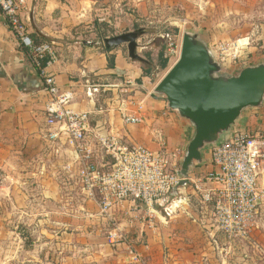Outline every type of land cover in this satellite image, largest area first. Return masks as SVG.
Masks as SVG:
<instances>
[{
	"label": "crops",
	"instance_id": "0c3cea01",
	"mask_svg": "<svg viewBox=\"0 0 264 264\" xmlns=\"http://www.w3.org/2000/svg\"><path fill=\"white\" fill-rule=\"evenodd\" d=\"M130 2L25 0L20 13L33 44H53L56 60L45 71L61 92L72 93L69 109L90 113L86 144L100 168L109 158L97 136L117 134L129 144L158 151L156 131L162 132L171 150H186L194 133L162 97L152 98L168 67L161 70L159 53H151V42L158 36L147 31L144 21L177 3L133 0L134 10ZM129 32L139 35L137 54L142 62L132 61L125 46L104 47L105 38ZM250 66L239 61L230 76ZM88 80L97 90L91 97ZM125 80L136 85L132 104L125 109L143 117L141 125H125L113 101ZM43 89L26 48L0 12V220L12 225L0 226V234L8 236L9 264H264V216L254 237L257 246L231 243L214 227L210 207H199L193 198L166 224L154 220L152 226L136 219L131 204L118 206L113 215L127 244L108 245L107 221L76 182L78 164L71 148L64 137L55 144L45 138ZM234 131L263 134L264 101L260 107L245 109L220 140ZM201 156L192 176L212 170L209 147ZM259 186L264 191V172Z\"/></svg>",
	"mask_w": 264,
	"mask_h": 264
},
{
	"label": "built area",
	"instance_id": "2783aa9c",
	"mask_svg": "<svg viewBox=\"0 0 264 264\" xmlns=\"http://www.w3.org/2000/svg\"><path fill=\"white\" fill-rule=\"evenodd\" d=\"M24 4L25 0H0V12L9 30L26 48L28 58L43 82L47 98L45 138L55 144L64 137L71 148L78 164L76 182L82 194L97 204L107 221L108 245L127 244V237L113 215L118 206L131 204L136 219L152 226L154 220L166 224L183 211L184 206H189L193 198L199 207H210L214 227L229 242L257 246L254 237L264 216V191L259 186L264 172V133L234 131L209 146L212 170L200 176L189 173L188 185L183 188H178V184L185 149H169L161 131L155 132L158 151L129 144L117 134L97 136L99 146L109 158L100 168L86 144L90 113L77 114L70 110L72 93L61 92L54 77L45 71L56 60V53L53 44L35 45L28 38L20 18ZM180 46L181 42L169 38L163 55L168 69L179 59ZM223 66L225 64L220 65L221 71ZM86 85L92 89L87 92L88 97L97 92L89 80ZM135 86L125 80L113 98L125 125L144 123L143 117L125 109L132 104L131 93ZM55 153L58 154L57 149ZM174 190L176 194L172 197Z\"/></svg>",
	"mask_w": 264,
	"mask_h": 264
},
{
	"label": "water",
	"instance_id": "95a60500",
	"mask_svg": "<svg viewBox=\"0 0 264 264\" xmlns=\"http://www.w3.org/2000/svg\"><path fill=\"white\" fill-rule=\"evenodd\" d=\"M139 35L124 33L105 38L106 49L125 46L128 57L142 62L137 54ZM206 43L196 33H184L180 55L156 84L152 98L162 97L169 110L186 120L194 133L187 144L180 166L178 188L188 185L194 165L202 162L205 147L216 144L234 126L241 113L257 108L264 101V64L245 67L236 75H221ZM176 190L172 197H175Z\"/></svg>",
	"mask_w": 264,
	"mask_h": 264
},
{
	"label": "rangeland",
	"instance_id": "374dc122",
	"mask_svg": "<svg viewBox=\"0 0 264 264\" xmlns=\"http://www.w3.org/2000/svg\"><path fill=\"white\" fill-rule=\"evenodd\" d=\"M132 1L130 6L134 9ZM174 1L177 4L166 7L164 12L157 13V17L144 21L148 28L146 30L158 36L151 42V53L158 54L165 49L169 38L181 42L184 33H196L206 43L215 61L220 65L225 64L221 75L230 76V71L239 61L243 66L264 64V0ZM116 3L124 5V1ZM2 225L12 226L9 220L1 219ZM8 241V236L1 233L0 264H9ZM25 241L29 245L30 237L27 236Z\"/></svg>",
	"mask_w": 264,
	"mask_h": 264
},
{
	"label": "trees",
	"instance_id": "16d2710c",
	"mask_svg": "<svg viewBox=\"0 0 264 264\" xmlns=\"http://www.w3.org/2000/svg\"><path fill=\"white\" fill-rule=\"evenodd\" d=\"M164 51H165V49L163 48L158 54V60H159L158 65H159L161 70H164L166 67V61L163 59ZM44 65H45V60H43V62H42V66H44ZM149 72H150V69L147 70L145 73L149 74ZM26 248H30V246L26 244Z\"/></svg>",
	"mask_w": 264,
	"mask_h": 264
}]
</instances>
